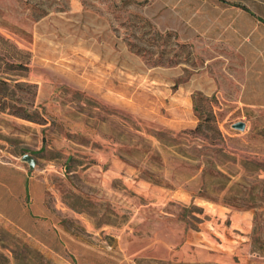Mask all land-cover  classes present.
Returning a JSON list of instances; mask_svg holds the SVG:
<instances>
[{"label":"rangeland","instance_id":"rangeland-1","mask_svg":"<svg viewBox=\"0 0 264 264\" xmlns=\"http://www.w3.org/2000/svg\"><path fill=\"white\" fill-rule=\"evenodd\" d=\"M186 1L0 0V264H264V110L176 95Z\"/></svg>","mask_w":264,"mask_h":264},{"label":"crops","instance_id":"crops-1","mask_svg":"<svg viewBox=\"0 0 264 264\" xmlns=\"http://www.w3.org/2000/svg\"><path fill=\"white\" fill-rule=\"evenodd\" d=\"M174 14L172 30L180 35L178 26H185L188 36L181 39L203 61L176 95L190 107L191 95L200 93L232 96L238 106L264 110V0H187Z\"/></svg>","mask_w":264,"mask_h":264},{"label":"water","instance_id":"water-1","mask_svg":"<svg viewBox=\"0 0 264 264\" xmlns=\"http://www.w3.org/2000/svg\"><path fill=\"white\" fill-rule=\"evenodd\" d=\"M232 128L237 130H243L244 124L242 122H237L232 125ZM22 160L28 162L30 165L33 164V160L29 156H23Z\"/></svg>","mask_w":264,"mask_h":264},{"label":"trees","instance_id":"trees-1","mask_svg":"<svg viewBox=\"0 0 264 264\" xmlns=\"http://www.w3.org/2000/svg\"><path fill=\"white\" fill-rule=\"evenodd\" d=\"M141 20L144 22L145 25H150V23H149L148 21H146L145 19H142V18H141ZM165 35H166V36L168 35L167 37H169L170 34L166 32ZM157 36H158V35H157Z\"/></svg>","mask_w":264,"mask_h":264}]
</instances>
